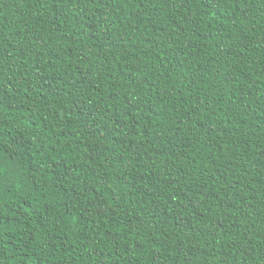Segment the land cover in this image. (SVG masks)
Returning a JSON list of instances; mask_svg holds the SVG:
<instances>
[{"label":"trees","instance_id":"trees-1","mask_svg":"<svg viewBox=\"0 0 264 264\" xmlns=\"http://www.w3.org/2000/svg\"><path fill=\"white\" fill-rule=\"evenodd\" d=\"M0 264H264V0H0Z\"/></svg>","mask_w":264,"mask_h":264}]
</instances>
